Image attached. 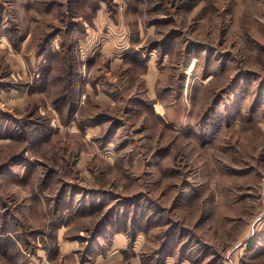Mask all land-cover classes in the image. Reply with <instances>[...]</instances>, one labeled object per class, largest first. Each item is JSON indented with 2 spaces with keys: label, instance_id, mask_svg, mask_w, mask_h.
I'll use <instances>...</instances> for the list:
<instances>
[{
  "label": "rangeland",
  "instance_id": "1",
  "mask_svg": "<svg viewBox=\"0 0 264 264\" xmlns=\"http://www.w3.org/2000/svg\"><path fill=\"white\" fill-rule=\"evenodd\" d=\"M0 264H264V0H0Z\"/></svg>",
  "mask_w": 264,
  "mask_h": 264
}]
</instances>
